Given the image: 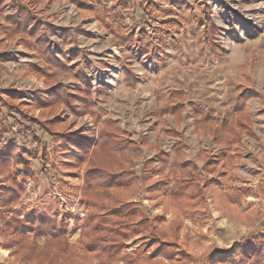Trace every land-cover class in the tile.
Listing matches in <instances>:
<instances>
[{
	"label": "rangeland",
	"instance_id": "374dc122",
	"mask_svg": "<svg viewBox=\"0 0 264 264\" xmlns=\"http://www.w3.org/2000/svg\"><path fill=\"white\" fill-rule=\"evenodd\" d=\"M80 1L81 5L69 0H17L16 3L8 0L0 15V26L13 6L22 4L40 21L50 41L51 36L57 35L56 25H64L67 20L69 25L74 24L76 35H85L86 38L75 41L71 47L63 43V38V42L58 41L50 48L55 52L62 50L60 58L63 59L65 54L69 65L79 63L94 89L106 88V94L95 93V110L102 118L110 116L117 120L134 139L141 134L149 136L148 144L141 145V154L135 156L133 182L127 189L115 190L111 200L134 201L143 216L150 220L153 215H161L162 226H167L175 217L165 196L169 186L165 190L151 191L150 185L159 175L153 174L144 161L155 154V144L173 155L174 140L165 133L166 128L183 134L187 156L199 166L202 165L197 158L199 150L215 151L216 147L210 136L194 129L188 108L179 124L172 116L157 119L151 111L156 105L164 104L169 90L181 88L187 102L213 111L216 121L220 122L234 115L237 88L245 85L254 91V96L247 100L246 110L252 115L255 133L244 135L239 159L231 171L235 175L232 184L249 187L253 195L245 197L239 206L225 203L219 191L224 184L218 187L201 171L203 201L190 205L195 210L192 215L187 211L181 216L178 240L188 255V264H209L238 247L254 245L264 231V193L258 190L260 182L264 187V0ZM116 18L126 26L123 31L110 23ZM208 19L215 24L216 44L222 50L220 56L212 53L205 39ZM106 23L111 24V29ZM146 26L156 29L154 47ZM127 35L131 37L130 43L118 45V41ZM94 37L100 40L94 41ZM34 53L17 40H6L0 34V93L1 89L15 91L14 103H19V109H16L10 106L6 97H0V129H3L0 149L5 139H13L21 150L32 152L29 156L32 175L27 176L23 184L25 187V182L30 179L33 193L26 194L25 189L15 209L48 216L58 211L59 203L52 193V175L58 179L56 187L61 193L73 200L79 199L86 208L82 219L65 214L62 218L51 217L67 223L66 239L73 247L80 237L84 218L92 211L103 212V208L100 204L92 207L86 204L81 195L83 170L78 174L66 173L61 167L63 154L55 148L52 136L24 114L28 111L29 115L37 117L39 109L32 107L34 91L48 93L43 79L28 71V63L39 60ZM126 65L130 70L138 71L134 72L139 76L135 85L128 86L124 82L120 70L123 73ZM59 73L64 84H73L69 74L61 70ZM156 88L160 90L158 100L154 93ZM59 112L72 124L71 129L93 124L88 114L74 117L63 107ZM45 137H49L48 142ZM33 142L35 146L28 148ZM47 144L52 148L48 149ZM157 164L155 160L154 165ZM220 170L226 171L222 166ZM12 212L8 211L7 215ZM23 213L19 217L22 218ZM185 232L188 233L186 237ZM26 237L30 239L32 234L27 232ZM8 238L5 221L0 216V245ZM46 239L42 236L37 240L43 245ZM139 247V234L128 232L121 255H132ZM76 253L80 260L75 264H107L97 250L77 249ZM0 264H17L10 248L0 246ZM113 264H126V261L119 257Z\"/></svg>",
	"mask_w": 264,
	"mask_h": 264
},
{
	"label": "trees",
	"instance_id": "16d2710c",
	"mask_svg": "<svg viewBox=\"0 0 264 264\" xmlns=\"http://www.w3.org/2000/svg\"><path fill=\"white\" fill-rule=\"evenodd\" d=\"M69 1L82 4L80 0ZM7 5L8 0H0V15ZM207 29L205 39L212 53L222 55L220 45L216 44L215 24L210 19ZM0 34L6 40H17L24 48L37 53L39 60L28 63V71L43 79L48 93L34 91L32 107L39 109L37 117L29 115L28 111L24 114L52 136L55 148L63 154L61 167L66 173L78 174L83 170L81 195L86 204L89 207L100 204L103 208V212L92 211L84 218L80 237L73 247L66 239L65 221L57 222L46 213L15 209L25 192L23 181L32 175L29 167L32 152L21 150L13 139H5L0 149V216L5 221L9 238L0 246L11 249L17 264H75L80 260L76 250L86 248L97 250L107 264H113L119 257L126 264H188V255L178 240L181 216L187 211L192 215L195 210L190 205L203 201L201 171L218 187L224 184L219 191L225 203L239 206L245 197L253 195L249 187L232 184L235 175L231 171L239 159L244 135L253 136L255 133L252 115L246 110L247 100L254 96L251 88L245 85L237 88L234 115L230 120L216 121L213 111L192 101L187 102L181 88L169 90V101L162 107L156 105L151 111L157 119L172 116L179 124L188 108L194 129L210 136L216 147L215 151L199 150L197 158L202 163L199 166L187 156L181 132L165 130L174 140L173 155L155 144V154L144 161L153 174L159 175L151 183L150 190H165L169 186L165 196L175 213L170 223L162 226L160 220L163 216L156 214L149 220L134 201L111 200L115 190L127 189L133 182L135 156L141 154L140 146L148 144L149 136L141 134L134 139L117 120L110 116L102 118L96 112L95 93L106 94V88L94 89L79 63L71 66L65 54L63 59L57 56V52L50 48L47 31L25 5L15 4L6 14ZM130 41L131 37L127 35L117 44ZM126 66L122 70L124 82L135 85L138 75ZM60 70L69 74L72 85L62 82ZM154 93L158 100L160 90L156 88ZM16 95L10 89H1L0 97H6L10 106L19 109V103H14ZM62 107L74 117L88 114L92 117V126L71 129L72 124L59 112ZM2 131L0 129V133ZM155 160L157 165H154ZM221 166L226 171H221ZM258 190L264 193L261 182ZM8 211L13 212L8 216ZM27 232L32 234L30 239L26 237ZM128 232L139 234L140 247L132 255H121ZM42 236L47 239L40 245L37 239ZM184 236L188 233L185 232ZM209 264H264V231L254 245L238 247Z\"/></svg>",
	"mask_w": 264,
	"mask_h": 264
},
{
	"label": "built area",
	"instance_id": "2783aa9c",
	"mask_svg": "<svg viewBox=\"0 0 264 264\" xmlns=\"http://www.w3.org/2000/svg\"><path fill=\"white\" fill-rule=\"evenodd\" d=\"M16 3L17 0H10ZM146 29L148 33L150 34V43L154 47L156 44V40L154 37V33L156 31L154 26H146ZM153 35V36H152ZM154 39V40H152ZM52 180L54 181V186H52V193L53 196L58 200L59 206L57 208L58 211L52 212L49 214L50 217L56 216L57 218H62L63 214L68 215V216H73V217H78V219H82L86 215V208L82 205V203L79 201V199L73 200L72 197H68L67 195L61 193L57 189V181L58 179L52 175ZM32 181L28 179L25 182V189H26V194L31 195L33 193L32 189ZM25 204V201H23Z\"/></svg>",
	"mask_w": 264,
	"mask_h": 264
},
{
	"label": "crops",
	"instance_id": "0c3cea01",
	"mask_svg": "<svg viewBox=\"0 0 264 264\" xmlns=\"http://www.w3.org/2000/svg\"><path fill=\"white\" fill-rule=\"evenodd\" d=\"M38 1H42V0H38ZM120 7V6H119ZM83 10H86V9H84V8H82ZM120 9V8H119ZM115 10V9H114ZM117 10V9H116ZM55 14H58L57 12L55 13ZM59 17V16H58ZM118 18V17H117ZM114 19V22H110L111 24H114L115 25V27H118V30H122L123 31V29H125L126 28V26H124V25H122V24H120L119 22H118V19ZM67 19H69V18H67ZM55 20H52V23L54 22ZM70 21V20H69ZM55 23V22H54ZM110 23H106V26H109L108 28H110L111 29V24ZM110 24V25H109ZM73 26H74V24L73 25H69L68 24V20L66 21V24H64V25H56V27L58 28V30H57V35H53V36H51V41H50V46L52 47V44H57L58 43V41H61V42H63V38L65 39V41L63 42V43H68V46H72V45H74L75 44V41H77V40H79V41H82L81 40V38H86L85 37V35H76L75 33H74V31H73ZM122 26L124 27V28H122ZM56 28V29H57ZM127 33H130V32H127ZM106 35L107 36H110L108 33H106ZM64 36H66V37H64ZM107 36L105 37L106 38V40H107ZM103 37V35H101V37L100 38H102ZM162 37H163V35H162ZM95 38V40L94 41H98V40H100V38H96V37H94ZM62 51V50H61ZM61 51H58L57 52V55L60 57L61 55H60V52ZM34 54H36V53H34ZM37 55V54H36ZM123 66H125V65H123ZM135 64H133V68H135ZM119 68H121V66L119 65ZM131 69L133 72H136V73H138V71H136V70H134V69ZM120 73L122 74V76L124 77V74L121 72V70H120ZM114 77V79L117 77V75L115 74V76H113ZM139 77V76H138ZM138 77H137V79H138ZM137 82V81H136ZM126 84V83H125ZM126 85H128V84H126ZM128 86H130V85H128ZM185 94V93H184ZM168 96V95H167ZM184 97H185V95H184ZM236 97V96H235ZM167 100V101H166ZM169 101V97H167V99H165V101H164V104L165 103H167ZM163 104V105H164ZM162 105V106H163ZM162 106H159L158 105V107H162ZM234 107H235V105H234ZM247 109V108H246ZM248 111V110H247ZM249 112V111H248ZM214 113V112H213ZM183 117H184V115H183ZM233 117V116H232ZM231 117V118H232ZM230 118V119H231ZM230 119H228V120H230ZM45 140H47V142L49 141V137H45ZM35 146V143L33 142L32 144H30V146H27L28 148H33ZM46 147L48 148V149H51L52 148V146H49L48 144L46 145ZM38 162V161H37ZM33 164V163H32ZM33 168V167H32ZM33 171L35 172V169H33ZM37 174V173H36Z\"/></svg>",
	"mask_w": 264,
	"mask_h": 264
}]
</instances>
